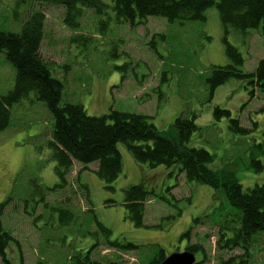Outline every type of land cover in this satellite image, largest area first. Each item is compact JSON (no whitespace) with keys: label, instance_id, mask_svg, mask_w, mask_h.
<instances>
[{"label":"rangeland","instance_id":"rangeland-1","mask_svg":"<svg viewBox=\"0 0 264 264\" xmlns=\"http://www.w3.org/2000/svg\"><path fill=\"white\" fill-rule=\"evenodd\" d=\"M35 11L44 16L39 52L52 76L63 84L62 101L82 105L89 115L110 109L145 114L160 131L168 130L179 115L196 114L201 129L192 134L189 146L211 152L209 166L233 171L243 188L264 184V167L260 172L247 168L252 141L264 137V93L257 92L247 102L243 84L231 78L211 95L206 81L212 66L230 62L214 5L205 10L204 21L168 22L150 16L135 26L117 23L111 6L100 16L84 9L73 29L63 22L62 6L0 0V31L20 32ZM227 38L242 54L243 71L252 72L264 55V31L230 29ZM14 77L15 70L0 52V95L12 89ZM214 106L229 109L251 134L232 133L226 117L214 121ZM10 112V123L0 132V204L2 228L11 240L5 248L6 262L0 257V264H75V254L101 264H147L159 246L169 255L184 251L187 243L202 248L201 264H220L221 259L240 254L238 249H216L220 220L236 212L222 192L187 183L183 174L175 179L162 166L143 167L123 143L117 145L122 171L112 192L96 175V162L85 166L73 162L66 186L47 190L57 182L48 146L52 116L34 92L14 103ZM142 176L169 202L148 198L144 226L135 227L124 217L123 189ZM59 209L70 211L68 222L61 221ZM96 221L110 229L112 240L126 238L139 248H108L98 240L102 235L95 233ZM187 229L188 242L180 240ZM251 249V264H264V232L256 235ZM193 253L198 263L201 253Z\"/></svg>","mask_w":264,"mask_h":264},{"label":"trees","instance_id":"trees-1","mask_svg":"<svg viewBox=\"0 0 264 264\" xmlns=\"http://www.w3.org/2000/svg\"><path fill=\"white\" fill-rule=\"evenodd\" d=\"M16 1H36L62 6L63 22L73 29L79 26V18L84 9L93 10L100 16L105 15L106 8L111 6L117 23L135 26L144 23L150 16L162 17L168 22L204 21L205 10L214 5L223 27V41L230 62L223 66H212L211 74L206 80L210 94H213L217 86L231 78L243 84L248 95L247 102L254 98L257 92L264 93V55L252 72H245L242 69L244 59L241 52L227 38L230 29L245 32L248 29L260 28L264 31V0ZM43 22L42 12L35 11L24 21L20 32L0 31V52L15 70L12 89L0 95V132L10 123V107L29 92H34L36 98L45 104L53 119L48 146L55 162L53 169L57 178V182L46 189L52 191L64 188L73 162L83 166L96 162V175L102 181L104 189L112 192L114 182L122 171L121 154L117 145L123 143L134 162L143 167L152 169L162 166L168 170V175H174L175 179L183 174L187 183L205 184L214 192H222L236 212H229L225 220H220L216 249H238L240 254L232 255L226 260L221 259L220 264H251V248L256 241V235L264 232V184L255 183L251 187L243 188L233 171L209 166L213 160L211 152L203 147L189 146L192 134L201 129L195 123L196 114L191 113L189 117L179 115L168 130L160 131L152 123L151 116L145 114L110 109L101 115H89L82 105L62 101L63 84L52 76L51 67L39 52ZM77 37L82 38L81 35ZM262 46L264 51V38ZM245 105L246 102L243 103V106ZM212 114L214 121L226 117L228 129L234 134L249 135L252 132L251 129L240 126L238 118L232 117L229 109L214 106ZM252 124L253 128L257 125L256 122ZM261 156L264 159V137L259 141H252L247 168L255 172L262 171L264 162L260 159ZM172 186H168L166 191L169 192ZM150 197L169 202L165 196L157 195L154 187L143 176L137 183L123 189L124 217L135 227L144 226L145 203ZM2 205L1 203L0 257L6 262L5 248L11 237L2 228ZM58 212L59 217H63L62 222L71 219L70 211L59 209ZM190 230H185L180 235V240L185 238L188 242ZM95 233L102 235L98 240L116 251L139 248L138 244L126 238L117 237L112 240L110 229L99 221H96ZM185 249L191 252L200 251L201 260L195 264L204 262V251L198 244L187 243ZM79 256L80 254H75L72 257L73 261L76 260L75 264H101L98 261H90L86 254L80 258ZM165 257L163 248L159 246L157 253L147 264H160Z\"/></svg>","mask_w":264,"mask_h":264},{"label":"water","instance_id":"water-1","mask_svg":"<svg viewBox=\"0 0 264 264\" xmlns=\"http://www.w3.org/2000/svg\"><path fill=\"white\" fill-rule=\"evenodd\" d=\"M195 255L189 250L175 251L167 255L160 264H195Z\"/></svg>","mask_w":264,"mask_h":264}]
</instances>
